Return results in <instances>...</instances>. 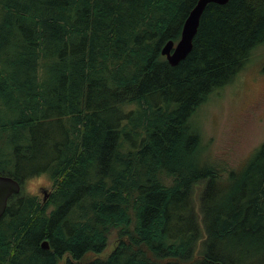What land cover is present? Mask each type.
<instances>
[{
	"label": "trees",
	"instance_id": "trees-1",
	"mask_svg": "<svg viewBox=\"0 0 264 264\" xmlns=\"http://www.w3.org/2000/svg\"><path fill=\"white\" fill-rule=\"evenodd\" d=\"M196 1L0 0V174L21 185L0 264H264V140L219 167L192 120L264 42V0L209 3L171 66ZM42 172L44 202L22 192Z\"/></svg>",
	"mask_w": 264,
	"mask_h": 264
},
{
	"label": "rangeland",
	"instance_id": "rangeland-1",
	"mask_svg": "<svg viewBox=\"0 0 264 264\" xmlns=\"http://www.w3.org/2000/svg\"><path fill=\"white\" fill-rule=\"evenodd\" d=\"M200 136L202 159L219 167L238 168L246 163L264 140V42L257 45L248 60L226 84L214 88L192 115ZM25 181V180H24ZM52 186V184H51ZM41 190L44 193L52 190ZM203 186L194 187V201ZM24 192V182L22 183ZM51 208V207H49ZM116 229H111L100 255L87 253L85 259L105 257L115 246ZM66 256L57 264H63Z\"/></svg>",
	"mask_w": 264,
	"mask_h": 264
},
{
	"label": "water",
	"instance_id": "water-1",
	"mask_svg": "<svg viewBox=\"0 0 264 264\" xmlns=\"http://www.w3.org/2000/svg\"><path fill=\"white\" fill-rule=\"evenodd\" d=\"M228 0H197L195 5L190 10L184 23L182 25L180 38L174 42L172 40L167 41L161 48V54L165 56L167 62L171 66H176L180 61L184 60L190 53L193 46V38L197 32L201 15L205 7L209 3L225 4ZM21 190L20 183L9 175L0 174V217L3 214L7 200L12 194H17ZM51 191V190H50ZM49 191V192H50ZM44 193V202L48 195ZM42 248H48L47 240H44L41 244Z\"/></svg>",
	"mask_w": 264,
	"mask_h": 264
},
{
	"label": "clouds",
	"instance_id": "clouds-1",
	"mask_svg": "<svg viewBox=\"0 0 264 264\" xmlns=\"http://www.w3.org/2000/svg\"><path fill=\"white\" fill-rule=\"evenodd\" d=\"M52 184V180L47 173H39L28 177L24 181V192L28 197H38L42 195V189L47 190Z\"/></svg>",
	"mask_w": 264,
	"mask_h": 264
}]
</instances>
